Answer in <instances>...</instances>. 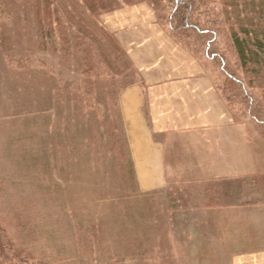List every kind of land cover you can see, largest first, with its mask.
<instances>
[{"label": "rangeland", "instance_id": "rangeland-1", "mask_svg": "<svg viewBox=\"0 0 264 264\" xmlns=\"http://www.w3.org/2000/svg\"><path fill=\"white\" fill-rule=\"evenodd\" d=\"M60 1L67 14L74 12L66 18L62 10L72 21H64L67 51L59 30L54 46L43 43L26 0L9 7L0 21L10 29L7 46L0 43V228L13 243L6 249L0 239V264H20L22 258L25 264H228L227 255L264 248V79L241 70L236 53L226 48L227 36L219 35L225 68L235 79L220 60L199 59L222 94L232 133L228 140L212 135L217 141L211 146L200 134L169 135L176 141L165 147L166 184L144 191L135 179L120 98L140 78L130 50L145 53L139 42L146 28L170 33L164 24L168 0H115L103 9L98 0ZM200 1L203 10L216 8L218 16L210 19L230 31L229 0ZM138 6L149 8L153 25L131 24L139 21L132 16V27L117 32L105 23L107 16ZM80 26L103 44L113 69L102 58L98 68L89 67V39L79 35ZM20 52L33 57L22 68L12 60ZM143 96L152 107L148 97L154 95ZM161 105L156 115L148 109L153 127L165 123ZM132 134L138 154L149 158L139 129ZM241 139L247 150L243 174L229 175L225 155L237 162ZM229 207L248 213L233 215L231 222L227 211L222 214Z\"/></svg>", "mask_w": 264, "mask_h": 264}, {"label": "crops", "instance_id": "crops-1", "mask_svg": "<svg viewBox=\"0 0 264 264\" xmlns=\"http://www.w3.org/2000/svg\"><path fill=\"white\" fill-rule=\"evenodd\" d=\"M148 11L147 6H140L133 12H124V14L120 12L107 16L105 23L111 31H125L132 27L131 24L138 23H140L139 26L147 27L153 25L155 21ZM132 16H136L135 18L139 21H133L135 19H132ZM150 29L152 28H146L144 37L139 42H143L140 46L145 48V53L138 51L142 49L130 50L131 56L137 61L136 66L140 78L137 82L128 85L120 98V110L135 179L144 191L155 190L166 184L167 179L164 177L165 147L167 143L173 146L176 141L169 135H179L181 131L191 135L200 134L203 135L202 140L211 146L217 141L212 135H219L228 140V136L232 133L222 94L214 81L208 78L202 61L186 49L181 50V45L170 36L168 31L160 30L159 32L158 30L151 33ZM159 88L161 93L163 92L161 95L158 94ZM145 91L149 92L150 96L154 95V97H148L153 100L149 103V105L154 104L152 107H147L148 104L143 102ZM155 102L162 104V119L165 123L162 122L163 125L160 127L157 125L153 127L147 116V113L151 111L156 115L158 106ZM134 129H139L142 139L146 141L151 152L149 158L138 154L132 134ZM239 142H241V149L236 152L237 154L235 153V156L239 158L238 163L230 160V154L225 155L228 160L226 166L230 167L229 175L233 176L239 175L240 171L243 174L244 152L246 154L247 150L243 148L242 139ZM248 143L247 139L246 144ZM235 144L236 147L239 146L236 140ZM224 211H227L228 220L231 222L233 215L248 213V209L245 208L229 207L223 210L222 214ZM239 221L245 224V219L240 218ZM242 231L246 232V228ZM225 262L228 264H264V248L236 251L227 255Z\"/></svg>", "mask_w": 264, "mask_h": 264}, {"label": "trees", "instance_id": "trees-1", "mask_svg": "<svg viewBox=\"0 0 264 264\" xmlns=\"http://www.w3.org/2000/svg\"><path fill=\"white\" fill-rule=\"evenodd\" d=\"M151 1L156 4V2L160 0ZM21 2H23V0H0V21L10 15L9 13L11 12L8 11L9 7L16 8ZM98 2L96 7L98 9H103L113 5L115 0H103L102 2L98 0ZM26 3L31 4L34 13L37 14L39 23L38 30L44 40L43 43L46 44L47 47L54 46V44L57 43L55 39L57 38L56 33L59 30L60 38L63 43H65L63 49L67 51L70 41L68 34L65 32L64 21H71L66 18L68 15H73L74 12H68L67 14V12L62 9L60 0H26ZM168 3L171 12L169 17H165L164 19L166 28L168 26L170 33L174 34L183 45L193 50V53L198 55V58L200 57L205 61L220 60L219 62H221L223 72L229 75L231 79H235L234 75H230L226 70V56L219 48V35H226V39L228 40L226 48L236 53L239 68L246 71L248 75L254 77L253 79H255V81L264 79V0L226 1L225 11H227L228 21H230V23L232 21L230 31L226 30L224 26L225 23H217L214 22L213 19H210L212 17L211 14H213V18H216L219 11L208 5L206 10H203L202 8L204 5L200 0H168ZM62 10L66 15L65 19L63 18L65 15L62 13ZM77 30L79 35L80 33H85V37L89 39L86 44L87 54L90 56L89 67H92V69L98 68L101 64L99 59L102 58L105 65L109 67V70L113 69L112 61L105 54V47L103 44L92 37L89 32L84 31L81 26L77 28ZM9 32L10 29L8 24L6 22L1 23L0 43L4 46H7L10 41L8 37ZM79 35L77 34V36ZM82 45L83 43L77 39L76 46L81 47ZM22 52H20L21 56H19L20 58L18 59L12 56V60L16 61L18 67L21 68L27 65L28 62L33 61V57L30 55L31 53L27 52L23 54ZM91 52H97L99 56H97V54H93L92 56L90 55ZM92 73H94V71ZM92 73L91 75H93ZM223 84L226 83L223 82ZM239 86L241 85L239 84ZM221 90L226 98L224 90L222 88ZM227 99L230 100L229 95ZM0 234L2 246L6 249H12V240L2 228H0ZM25 260L28 259L25 258ZM25 260L22 258L19 260V263L25 264Z\"/></svg>", "mask_w": 264, "mask_h": 264}]
</instances>
